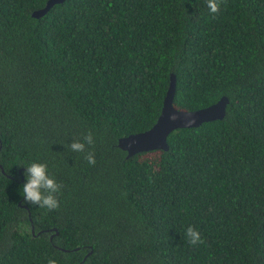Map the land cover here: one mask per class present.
Segmentation results:
<instances>
[{
	"label": "trees",
	"instance_id": "1",
	"mask_svg": "<svg viewBox=\"0 0 264 264\" xmlns=\"http://www.w3.org/2000/svg\"><path fill=\"white\" fill-rule=\"evenodd\" d=\"M0 0V264H264V0ZM174 106L230 100L128 157ZM91 131L96 164L67 144ZM63 185L21 195L26 165ZM4 168V171L1 168ZM194 226L205 243L190 245ZM34 229V231H33Z\"/></svg>",
	"mask_w": 264,
	"mask_h": 264
},
{
	"label": "water",
	"instance_id": "2",
	"mask_svg": "<svg viewBox=\"0 0 264 264\" xmlns=\"http://www.w3.org/2000/svg\"><path fill=\"white\" fill-rule=\"evenodd\" d=\"M65 1L48 0L43 8L33 12V16L41 17L55 4ZM176 82V74L172 73L161 114L150 129L119 138L118 146L128 152V157L142 151L155 149L169 150L168 137L173 131L180 128L198 127L205 122L225 118L227 105L230 102L227 96H222L217 102L197 110H180L176 108L174 106ZM172 117L175 118L173 119ZM1 168L4 171L2 165Z\"/></svg>",
	"mask_w": 264,
	"mask_h": 264
},
{
	"label": "clouds",
	"instance_id": "3",
	"mask_svg": "<svg viewBox=\"0 0 264 264\" xmlns=\"http://www.w3.org/2000/svg\"><path fill=\"white\" fill-rule=\"evenodd\" d=\"M207 7L212 14L220 11L219 0H206ZM173 119L175 117H172ZM86 144L93 145L94 138L91 131H89L83 140L73 139L71 144L67 147L72 152L85 153L84 159L89 165H95L96 159L93 151L86 152ZM26 181L22 186L21 195L24 201L29 205H36L41 209L54 211L59 209L60 201L59 194L63 185L58 183L56 179L48 172L46 163L33 161L26 165L24 173ZM184 235L190 245H199L205 243L201 233L192 225L187 226ZM47 264H57L53 258H48Z\"/></svg>",
	"mask_w": 264,
	"mask_h": 264
}]
</instances>
